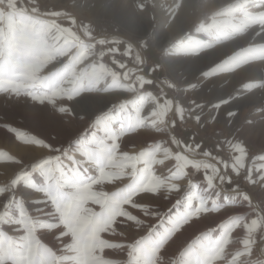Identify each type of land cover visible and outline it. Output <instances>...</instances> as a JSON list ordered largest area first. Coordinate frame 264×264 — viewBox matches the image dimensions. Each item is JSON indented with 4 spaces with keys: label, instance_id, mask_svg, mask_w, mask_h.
I'll return each mask as SVG.
<instances>
[{
    "label": "snow or ice",
    "instance_id": "1",
    "mask_svg": "<svg viewBox=\"0 0 264 264\" xmlns=\"http://www.w3.org/2000/svg\"><path fill=\"white\" fill-rule=\"evenodd\" d=\"M5 3L15 19L14 0H0ZM34 22L44 36L55 29L54 40L71 33L55 20L36 17ZM76 23L70 17V24ZM71 35L73 40L65 43H74L77 55L69 57V66L93 54L97 45L103 58L105 45L121 43L93 36L90 24ZM56 51L64 55L66 49L61 45ZM91 68L99 79L111 75L114 83L120 75L103 62ZM137 80L145 82L142 76ZM60 85L55 73L27 75L24 57L0 30V95L50 110L62 126L43 137L0 120V129L35 153L25 157L0 149V164L10 169L0 180V264H264V146L252 151L246 143L225 137L223 147L217 143L210 148L195 136L186 138L180 132L183 120L166 119L163 105L141 115L136 101L134 117L121 104L116 114L109 109L68 135L66 128L77 111L71 96L63 97L66 104L57 102L65 91ZM133 121L137 132L151 133L139 144L126 138ZM105 184L114 185L113 190H104ZM144 197L151 202H143ZM161 200L168 202L163 211ZM229 209L213 226L171 247L186 228Z\"/></svg>",
    "mask_w": 264,
    "mask_h": 264
},
{
    "label": "rangeland",
    "instance_id": "2",
    "mask_svg": "<svg viewBox=\"0 0 264 264\" xmlns=\"http://www.w3.org/2000/svg\"><path fill=\"white\" fill-rule=\"evenodd\" d=\"M74 1L75 0H14L16 12L15 19L9 15L12 9H9L6 3L0 4V30L6 34L7 43L11 44V46L24 57L27 75L34 73L38 78L52 75L51 70L42 73L44 68L40 66L39 55L49 57L44 65L45 68L55 63L57 68L64 70L65 74H68L65 67H71L74 64L69 66L70 61L69 59H65L66 55L70 53L72 56H76L77 48L74 43L69 45L66 44L65 41L68 40L71 42L73 40L71 33L80 34L81 25L90 24L93 36H105L109 39L116 38L121 41V43L116 45H105L104 50L106 55L103 58L98 55L100 46L97 45L96 48V62H103L108 65L109 68L120 74L117 80H122L126 83L125 89H127V91L122 89V92L125 93L124 97L118 100L116 104L110 106L113 112L118 110L121 104H124L126 107L133 103V101L140 100V97L144 98L142 101L144 102V106H146L149 100L155 97L156 102L164 106L161 111L166 112V119L169 121L176 119L178 122H180L181 119L183 120L180 126V132L186 138L195 136L197 141L207 144L210 148H214L217 143H220L223 147V140L225 137L235 138L246 143L250 146L252 151H257L264 146V138L260 136L258 132V128L261 127L260 125L264 127V122L261 124V122L264 121L263 95L254 96L255 100L259 99L262 102V107L254 110V121L246 120L244 123L240 124L238 122L241 121V119L235 117V114L229 117L227 115L228 111H226V114L223 116L222 113L219 112L217 105L209 109V115L205 113L206 111L203 112V101L198 96L193 95V90L191 87H188L187 97L189 103L187 108L191 117L189 120H186L183 117L185 107L180 102L178 83L166 69L168 49L159 50L149 37L141 39L134 38L121 26H115L107 20H94L87 13H79L72 6ZM251 2L252 0H234L228 4L229 6L226 5L219 9H204L200 11L196 19L191 23L189 32L190 35L196 39L199 37L200 33H204L206 42L202 44L203 48L201 51H198L194 46L192 50H188L182 47V45H190L188 41L189 38L187 35L180 37L178 39L180 43L174 48L175 67H181L180 69H182L183 72L186 71L185 73L188 76L196 75L195 77H200L207 71L218 69L222 65L229 66L232 64L231 66H233L244 60H248L247 62L256 63V66L250 69V72L248 71L241 78L238 83L239 85L237 84L236 87H240V85L253 87L259 82L260 88L264 89V8L253 11V9L249 8ZM261 3H264V0H262ZM51 13H60V15H45ZM21 15H29L34 18L40 17L43 20H55L57 24L70 28L71 33H64L61 35L60 37L63 38V42L60 40H58V42L53 39L57 36L55 29H53L50 34L48 33L47 36H44L42 27L36 26L30 20H25ZM70 17L75 18L77 22L75 25L70 24ZM127 21H130V19H127ZM148 22H153V18L142 22V30L148 28ZM218 30L224 32L221 37L209 36V33ZM46 43H48V45H46ZM61 45L66 49L64 55H60L59 52L56 51ZM129 45H131L130 54L125 55V51L129 48ZM50 48L52 49L50 50ZM114 48H118L119 51H109V49ZM50 55H53V57ZM197 55L200 57H197ZM138 56L140 57L139 60L137 59ZM86 57L87 55L82 56L80 60ZM114 60L118 61L119 64L125 65V67L121 68L119 64L113 63ZM129 69L132 71H129ZM138 76L145 78L143 85L141 81L137 80ZM147 80H151L152 83L148 84L146 82ZM165 81L169 83H165ZM69 85H73L72 80H69ZM98 93L104 96L107 95L106 91H97L94 94L96 95ZM148 93H151L152 96H149ZM94 94H87L79 89H75L71 92L70 95L74 97L73 104L78 114H81L82 111L89 112L91 110L94 102L99 100V98L93 97ZM1 96L2 95H0V97ZM214 97L219 100L225 98L224 95L217 93ZM4 99L7 100V98ZM225 100L227 99H222L219 103ZM5 104L6 105L0 104V119H6L8 116L13 117L12 113L16 111H22L21 113H23L28 109H37L33 107L32 104L26 103L25 100L22 102H9V100H7ZM81 105H86V110H82ZM181 108L183 109L182 112ZM196 115H199L202 119L197 121L195 119ZM31 118L38 120L36 116H29L26 114L25 116L19 115L16 120L12 121L15 126L22 128L19 124H24L25 121ZM39 118L43 119L44 117L42 116ZM135 123L132 125V129L134 130L139 127V125ZM145 123L148 124L149 121ZM144 131L151 134L147 130ZM1 133L8 134L4 129ZM8 135V137L11 138L10 140L6 138L0 139V149L12 152L17 142L13 135ZM0 170V173H2L3 169L0 168ZM113 188L114 186H112L109 191L113 190ZM224 194L227 195L228 193L226 192ZM143 202H151V198L144 197ZM167 204L168 202L166 201H160V208L162 211L166 209ZM230 213V209L228 211L222 210L219 214L215 213L207 218V223H204V225H195L188 228L186 235L193 236V234L198 233L199 230L205 229L208 226H213V222L219 220L221 216L226 217ZM206 224H208V226ZM122 228L130 229L124 226ZM257 239H259V237ZM111 255L115 258H121L118 252H112Z\"/></svg>",
    "mask_w": 264,
    "mask_h": 264
},
{
    "label": "bare ground",
    "instance_id": "3",
    "mask_svg": "<svg viewBox=\"0 0 264 264\" xmlns=\"http://www.w3.org/2000/svg\"><path fill=\"white\" fill-rule=\"evenodd\" d=\"M63 1H68V0H63ZM232 1L234 0H75L72 6L79 13L81 14L87 13L94 20L97 21L107 20L115 26L123 27L125 31L134 38L141 39L144 37H149L159 50L168 49V56L166 58V69L170 72L171 76L178 83V87L180 91V102L185 107L184 110L185 113L183 117L186 120H189L191 117L190 113H188V108H187L188 107L187 105L189 103L187 97L188 96L187 88L191 87L194 93L193 95L198 96L203 101L202 104V108L204 109L203 112L206 111L205 113L209 115L210 114L209 109L217 105L219 112L222 113L223 116L226 114V111L228 112L231 111L235 114V117L241 119V121L239 122L237 121V122L242 124L246 120L254 121L255 119L253 115L254 110L262 107V102L259 99L255 100L254 98L255 95L264 96V89L260 88L259 82H257L253 87L241 86V85L240 87H236L239 81L241 80V78L250 69L255 67L256 63L247 62L248 60L243 59L244 61L242 60L243 62L237 65H233V66H231L232 64L229 66L222 65L218 69L207 71L206 73H204L203 76L200 77H195L196 75L188 76L185 73L186 71L183 72L182 69H180L181 67L178 68V66L175 67L174 65V56H175L174 48L175 46H177V44L180 43L179 42L180 40L178 41L180 37L187 35V37L189 38L188 41L190 45H182V47H185L188 50L189 49L192 50L194 46L195 48L198 49V51H201L203 48L202 44L206 42L204 38V33L202 34L200 33L199 37L196 39L192 35H190L189 32L191 29L190 25L196 19L199 12L203 11L204 9H212V10L219 9L223 6L228 5ZM261 2L262 0H252V2L249 5V8L253 9V11L263 9L264 3ZM21 17L22 18L24 17L25 20H30L36 26L41 27L40 24L34 22L35 21L34 17L31 16L32 19H29V15H21ZM151 18H153V22H148V28L142 30L141 29L142 22L144 20L147 21L148 19ZM127 19H130V21H127ZM223 33L224 32L222 30H218L209 33V36H216L218 38L221 37ZM59 40L63 42L62 37H60ZM46 45H48V43H46ZM52 48H50V50ZM96 54L97 51L95 50L93 54L87 55L85 59L79 60V62L74 64L73 66L71 67L66 66L65 70H67L68 74H65L64 70L57 68L55 63L45 68L44 65L46 64V61L48 60L49 57L39 55L40 66H43L44 68V71L42 73H46L48 70H51L52 74L53 73L57 74L61 79L60 86L65 91L62 93L61 98L58 99L57 101L58 103H65V104L68 103V101L65 100L63 97L71 96L72 97L71 103L74 106L73 104L74 97L70 94L75 89L82 90L87 94H94L97 91L107 92L106 96L100 93L93 95V97L99 98V100L94 102L89 112L82 111L81 114L77 113V116L73 121V123L68 125L66 128V132L68 135H74L76 132L83 129L93 117L99 115L100 113L102 112L107 113L111 105L116 104L118 100L124 97L125 93L122 92V89H125L126 87L125 81L117 80L114 83L113 77L111 75H105L104 79H99V76L92 71L91 66L93 64L100 63V62L98 63V61L96 62ZM199 55H197V57ZM50 56L53 57V55ZM70 56H72V54L68 53L65 59H69ZM69 80L73 81L72 86L69 85ZM125 90L127 91V89ZM216 93L224 95V97L227 100L221 103H217L225 98H221V100L215 98L214 96ZM4 98L6 97L5 96L0 97L1 105H6L5 103H7V100H9V99L5 100ZM23 100L25 99L20 98L19 100H17L16 98H12L11 100H9V102H18V101L22 102ZM25 102L31 104L26 100ZM136 102L139 104L141 115H148L152 110L153 106L157 104L156 100L153 98L149 100L146 106H144V102L141 100H137ZM126 108H127V112L134 117L135 110L133 108V103L127 105ZM27 111L23 113H21L22 111L21 112L16 111L12 113L13 117L8 116L5 120L13 124V121L16 120L19 115L25 116L26 114H28L29 116H36L38 120H34L33 118H31L25 121L24 124H19V125L22 126V130L37 133L43 137H50L51 135H55L60 130V127H62L59 123L58 118L53 113H51L50 110L37 108L36 110L28 109ZM116 112L117 110L114 111L113 114H116ZM81 115L85 117L83 120L80 119ZM42 116L44 117L43 119L39 118ZM263 122L264 121H262L261 124ZM133 123H135V121H133ZM116 126H118V122ZM260 126L261 127L258 128V132L260 133V136L264 138V127H262L263 125ZM2 130L3 129H0V139L6 138L7 140H10L11 138L8 137L9 136L8 134L6 135L1 133ZM145 135H149V133H147L146 131L137 132L136 130L131 128L130 137H126V138H130L133 142L139 144L142 141L143 136ZM16 142H17L16 146L15 148H13L11 153L25 157H30L35 154L32 152L30 147L23 145L18 141ZM0 168L3 169L2 173H0V180H2L4 178L5 172L9 171L10 169H6L3 164H0ZM90 174L94 175L96 173L93 170L90 172ZM112 186L114 185L105 184L104 190L109 191V189L112 188ZM204 223H207V219L202 220L197 225H202V224L204 225ZM206 225L208 226V224ZM123 230L126 232L131 231V229H124V228ZM187 230L188 228H186L181 234H178L177 237L171 242V247L173 249L182 245L185 241H187L190 237H192L186 235ZM42 239H45V237H42ZM46 242L50 244H55V242L52 241L50 238H47Z\"/></svg>",
    "mask_w": 264,
    "mask_h": 264
}]
</instances>
